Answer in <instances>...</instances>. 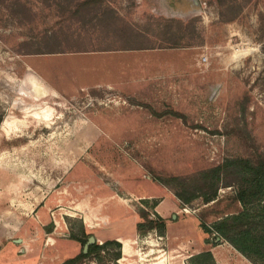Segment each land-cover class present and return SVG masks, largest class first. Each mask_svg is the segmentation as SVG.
<instances>
[{
	"label": "rangeland",
	"instance_id": "rangeland-1",
	"mask_svg": "<svg viewBox=\"0 0 264 264\" xmlns=\"http://www.w3.org/2000/svg\"><path fill=\"white\" fill-rule=\"evenodd\" d=\"M230 159L264 160V0H0V264H63L79 225L131 236L164 198L168 238L81 264H189L236 184L175 194Z\"/></svg>",
	"mask_w": 264,
	"mask_h": 264
},
{
	"label": "trees",
	"instance_id": "trees-1",
	"mask_svg": "<svg viewBox=\"0 0 264 264\" xmlns=\"http://www.w3.org/2000/svg\"><path fill=\"white\" fill-rule=\"evenodd\" d=\"M231 172L234 177L236 189L234 199L240 205V210L233 215L225 216L216 220L210 226L205 225L201 218L199 228L204 234L216 235V239H221L231 245L240 255H242L251 264H264V160L259 159L251 162L248 159H230L220 166L213 167L200 173V182L211 189L210 194L200 191H186V197L176 193L175 197L180 204L190 205L198 198L207 204L216 199V186L220 181L222 172ZM230 184V183H228ZM147 203V200H142ZM158 202L153 201V207ZM140 221L135 225L137 236L142 237L154 232L157 236L163 237L165 232L164 219L154 214L153 220L145 210H138ZM89 234L85 233L82 225H79L77 233H71L70 238L75 240L81 248L87 242ZM208 243V242H207ZM217 244V243H216ZM115 249V253L110 259L117 261L120 259V243L116 240H110L97 245L93 243L88 247L84 255L80 251L73 258L67 259L63 264H81L83 260L91 255H99L101 251ZM189 264H216L209 251H203L188 258Z\"/></svg>",
	"mask_w": 264,
	"mask_h": 264
},
{
	"label": "crops",
	"instance_id": "crops-1",
	"mask_svg": "<svg viewBox=\"0 0 264 264\" xmlns=\"http://www.w3.org/2000/svg\"><path fill=\"white\" fill-rule=\"evenodd\" d=\"M148 197L150 198V196H148ZM165 199L166 198H164L163 201H165ZM147 200H149V199H147ZM163 201H159L158 202L157 206L154 208L155 209L154 212L158 216H160L161 218L164 219V215L160 211V208L162 206ZM173 203H174V207H175L177 202L175 200H173ZM174 207L169 208V210H171V209L173 210ZM156 237L159 238V239L162 238V237H159L157 235H156ZM163 238H168L167 233L163 236ZM115 240L118 241L121 244V254L123 256L121 258L122 260H124L125 257L134 256L138 252V249L134 248L135 242L140 241L138 239V236H137L136 232L133 235H131V236H125V237L119 236V237L115 238ZM144 242L147 243V244H150V242H153V240H152V238L150 236V239L146 238ZM182 245H183L182 248H186V243H184ZM189 246H190V249H193L192 251H194V252L191 253L190 255H188V258L190 256L198 254L200 252L209 251L211 253V255H212V257H213V259H214L216 264H230L231 262L233 263V261H236L238 264H245L246 262L248 264H250V262L248 260H246L231 245H229L225 241L221 242L220 244H218L217 246H214V247L213 246L212 247H208L205 244H203L201 248H198V246L196 247V246H193V245L192 246L189 245ZM163 251H165V250H163ZM155 264H159V263H155Z\"/></svg>",
	"mask_w": 264,
	"mask_h": 264
},
{
	"label": "water",
	"instance_id": "water-1",
	"mask_svg": "<svg viewBox=\"0 0 264 264\" xmlns=\"http://www.w3.org/2000/svg\"><path fill=\"white\" fill-rule=\"evenodd\" d=\"M94 243V238L89 237L85 245L83 246L82 252L85 254L88 250V247Z\"/></svg>",
	"mask_w": 264,
	"mask_h": 264
}]
</instances>
